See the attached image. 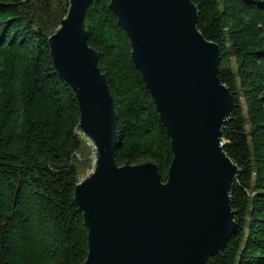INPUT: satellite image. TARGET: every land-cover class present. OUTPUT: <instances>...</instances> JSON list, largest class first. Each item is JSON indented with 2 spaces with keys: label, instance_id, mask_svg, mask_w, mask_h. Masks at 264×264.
<instances>
[{
  "label": "trees",
  "instance_id": "16d2710c",
  "mask_svg": "<svg viewBox=\"0 0 264 264\" xmlns=\"http://www.w3.org/2000/svg\"><path fill=\"white\" fill-rule=\"evenodd\" d=\"M192 1L200 31L220 45L234 105L222 137L240 169L231 187L235 232L207 264H264V0ZM110 3L91 0L84 23L117 107L116 161H151L166 181L172 140ZM69 6L0 0V264H84L88 256L75 189L93 169L94 148L76 131L79 103L49 45Z\"/></svg>",
  "mask_w": 264,
  "mask_h": 264
},
{
  "label": "water",
  "instance_id": "95a60500",
  "mask_svg": "<svg viewBox=\"0 0 264 264\" xmlns=\"http://www.w3.org/2000/svg\"><path fill=\"white\" fill-rule=\"evenodd\" d=\"M90 3L70 0L49 38L55 68L79 103L76 131L94 148L93 169L75 189L88 229L84 264H207L235 232L231 187L240 172L222 137L234 105L220 77V45L200 31L192 0H111L172 140L163 181L151 161H116L117 107L88 43Z\"/></svg>",
  "mask_w": 264,
  "mask_h": 264
}]
</instances>
